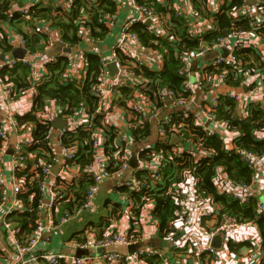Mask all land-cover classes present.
<instances>
[{"label":"trees","instance_id":"obj_1","mask_svg":"<svg viewBox=\"0 0 264 264\" xmlns=\"http://www.w3.org/2000/svg\"><path fill=\"white\" fill-rule=\"evenodd\" d=\"M24 1L0 0V54H6L13 49L9 31L22 34L27 40V47L31 53L43 51L45 37L35 29L32 31L33 26L39 22H48L51 27L58 29L60 38L72 47L82 44L80 32L82 28L88 31V38L96 43L107 42L111 38L109 37L111 33L109 20L117 11L115 0H96L91 3L74 0L68 10L61 14L55 13L58 9L57 0H44L30 8L29 18L23 17L17 11L9 12L13 4H23ZM136 2L153 8L163 16L169 15V21L165 29L167 36L155 33L142 21L134 22L127 28V31L137 35L143 47L158 53L162 59V66L158 70L145 65L134 68L135 80L117 88L119 95L115 100L118 105L125 106L128 110H130L129 102L137 93L147 97L155 109L162 110L164 107H169L168 100L165 97L161 98L159 92L161 87L173 91L176 99L188 98L193 93L186 91L183 85L185 79L178 73L181 67L179 57L187 52L198 51L203 45L217 42L219 37L226 35L233 28H248L246 16L242 14L234 16L241 8L243 0H222L216 11L208 9L206 0H194L200 15L205 19L212 18L211 27L198 34H191L189 24L184 18L175 15L173 0H136ZM3 24L6 25V30L2 28ZM259 35L264 40V27ZM80 52L85 58V66L79 80L65 77L69 61L64 56L58 57L53 62L44 63L43 79L37 84L32 83L29 67L25 64L3 65L0 69V81L9 88L11 97L17 98L30 87L35 90L31 109L16 115L20 132L28 125L32 126L31 143L23 149L21 155L24 159L16 165L15 170L16 178L22 183L16 197L24 209H13L6 214V222L10 224L11 230L16 233L19 241L31 235L37 224L42 221V212L38 206L40 202L45 201L46 195L38 187L43 176L41 164L51 161L49 154L53 149L44 137L52 123L49 119L40 118V115L46 111L49 100L61 105L62 109L58 114L60 116L73 114L75 111L78 114L83 110L89 118V123L68 129L61 139L62 146H75V158L69 162V165L79 168L80 175L70 180L57 177L61 195L57 203V211L52 216L54 224L66 212H74L83 203L86 190L92 184V180L81 172L92 159L91 142L95 132L100 131L102 135L111 139L117 137L116 129L104 123L102 115L104 112H97L99 100L94 87L100 82L99 78L103 73L99 56L91 51ZM238 54L245 70L250 68L254 73L262 75L261 85L264 93V56L251 47L240 48ZM119 57L125 65H130L132 62L122 52H119ZM228 67L208 65L203 72L206 78H210L220 73L227 74ZM227 76L226 83L233 86H238L239 80L243 79L237 71L228 73ZM255 84L258 83L255 82ZM237 110L238 104L231 97L223 95L219 97L218 106L215 108L217 119L234 131L236 147L255 153L264 152V142L256 135L257 131L264 128V108L250 103L246 107V115L243 116H240ZM169 115L171 123L164 124L166 133L158 136L151 146L147 144V140L153 135L154 127L149 120H142L136 114V125H133L131 134L136 142L143 144L139 152L140 158L161 156L166 166L161 172V181L154 180L151 174V179L146 177L147 188L140 193L125 186L119 187L118 190L126 192L136 200V207L133 208L134 218L137 219L140 209L148 200H151L153 203L151 216L158 225L159 234L166 236L175 232V223L179 219L175 191L186 176H191L195 179L197 191L212 199L213 203L218 205L219 213L225 212L239 220L255 223L260 235L261 261L259 264H264V213H258L255 209V203L260 200L257 196H253L248 202L240 203L230 195L218 191L213 182V176L218 168L227 172L229 178L235 183H249L254 174L253 170L240 159L239 153L225 149L221 137L207 136L204 128L196 124L197 118L193 111L175 108ZM173 127L177 129L174 139L171 138V133L174 132ZM171 140H185L186 148L194 141L199 144V152L193 154L190 150H185L177 157L174 153L176 145ZM105 148V151L112 156L119 150V145ZM55 164L56 162L53 167ZM116 164V159L110 157V170L115 169ZM143 172L139 171L136 174L141 178ZM3 188L0 187V204L3 203L5 195ZM243 246H246V243L228 241V247L232 252H237ZM3 256L4 251L0 245V264H3ZM144 261L146 264H160V258L156 255L146 257Z\"/></svg>","mask_w":264,"mask_h":264},{"label":"built area","instance_id":"obj_2","mask_svg":"<svg viewBox=\"0 0 264 264\" xmlns=\"http://www.w3.org/2000/svg\"><path fill=\"white\" fill-rule=\"evenodd\" d=\"M41 1L44 0H25L23 4H13L10 7L9 12L13 13L17 11L23 17L29 18L28 14L30 8L40 3ZM73 1L74 0H57L56 3L58 9L55 11V13L61 14L63 12H66ZM84 1L86 3H91L95 2L96 0ZM127 3L129 12L126 21L120 28L121 38L111 48L108 55H100L95 51V53L99 56V63L103 70V73L99 78L100 82L94 87V92L99 100L97 108L98 113H103L109 101L112 98L118 97L119 94L117 88L119 86L126 85V81L128 79L136 78L134 68L142 65L146 66V61L149 60V57H142L141 50L145 51V49H141L142 45L139 42L137 35L127 31V28L134 22L142 21L145 24L147 20H150V29H152L159 35L167 36L165 29L167 21H169V15L163 16L156 12L153 8L139 4L138 2H136V0H127ZM239 14H242L248 18L247 29L233 28L226 35L219 37L217 42L209 45H203L198 51L182 54L179 57L181 67L178 73L185 79L183 85L186 91L191 92V86L189 83L190 62L205 53H209L210 51L217 49L219 46L227 45L229 47V52L227 53V55L217 56L213 58L209 63V65H212L214 67L220 65L225 67L229 66L227 74L220 73L217 75H212V77L210 78L216 79L221 84H225L228 79V73H234L237 71L238 75H241L243 77V79L239 80L238 87L241 86L245 91L242 94L235 92L219 94L215 93L206 102L201 103V105L198 106L195 116L199 115L200 122L197 119V121L199 122L198 124H200L204 128L207 136L216 135L221 137L225 149L229 152L239 153L240 159L245 162L251 170H253L254 174L249 183L233 182L229 178L227 172H225L221 168H218L213 176V182L216 185L218 191L230 195L234 199H237L240 203H246L251 197L256 196L258 191L260 190L258 177L260 174V168L263 167L264 169V152L255 153L250 150L237 148L234 141V131L230 129L223 121L217 119L215 108H217L218 106L219 97L221 95L231 97L237 102L239 106L244 105L245 109V106L248 103H253L264 108V93L261 85V80L263 78L262 75L259 73H254V71H251L250 68H246L245 70L243 68L241 59L238 57V50L245 47H251L255 49L258 54L264 56V40H262L261 36L259 35L260 30L264 27V0H243L241 8L238 10V13L234 14V16L236 17ZM175 15L184 18V20L189 24V32L191 34H198L201 31L209 29L212 25V18H210L206 19L209 25L204 27L206 25V22H203L204 18L197 10L194 0H181V5L175 8ZM110 22L111 20H109V23ZM2 28L4 30L7 29L6 25L4 24L2 25ZM34 29L36 30V32L42 33L43 37H45V48L53 47L55 44H61L62 47H70L71 49H73L72 46H69L60 38L58 29L53 28L50 25L46 28L40 27L38 26V23L33 26L32 31ZM80 32L82 39H84L85 35H87L88 38V31L85 28H82ZM8 35L10 41L13 44V48L17 46L24 47L26 49V55L23 58H14L11 55V52L0 54L3 56L0 59V69L3 65L14 66L18 63L25 64L29 67L30 78L32 79L33 84H37L38 82H40L43 79L44 74L37 71V59L40 58L42 60L41 65L43 66L44 63L49 61L53 62L60 56L66 57L69 63L72 60V53H65L63 51H59L52 57H47L45 53L40 52L31 53L29 51V48L27 47V40L25 39V37H23L22 34H17L14 31H9ZM135 47H140L139 49L141 50L138 49L140 53ZM119 52L124 53V55L132 60V62H130V65L123 64L122 60L119 57ZM77 58L79 64L81 65V67H83L85 58L83 57L82 53H78ZM111 61L115 63V67L117 69V75L113 79L108 78L106 68L107 64ZM255 82H257L258 84H255ZM30 88L33 89L32 87ZM159 92L161 94V98L165 97L173 107L178 109H182L185 103L190 102L193 97V94H191L186 99H176L174 98L173 91L165 87L159 88ZM4 93L6 95L5 101L7 103L15 99L11 97L10 90L6 85H4ZM246 97L249 99L246 100ZM107 101L108 103L106 104ZM56 104L59 105V103ZM59 106H57L58 111L62 109L61 105ZM128 106L129 109L135 112L137 116H139V118L142 120H149L151 118L158 117V110L152 107L151 102L147 97L140 95L139 93H137L133 100L129 102ZM75 114L76 112H74L73 114H68L66 117L70 119ZM176 115H178V113ZM40 118L45 120L49 119L52 123V120L49 117H46V115ZM170 123L171 116L169 114L167 116H164L157 122V130L161 136L166 133L164 124L166 125ZM70 128L73 127L66 126L61 129H56L52 123L51 125H49L44 136L45 139L49 141V144L53 150L49 154V156L51 157V161L41 164V172L43 176L38 187L39 190L46 196L45 201L40 202L38 209H40V211L48 217L49 222L45 223L43 221H40L31 235L26 237L23 241H19L16 237V233L11 230L10 224L6 222V214L14 208L12 207L4 210L3 203L0 204V219H2L3 227L4 229H7V235L10 236V241H12V245L16 250L17 264H31L33 258L29 256V253L35 249L38 240L44 231L52 227L60 228L71 218L76 217L82 211L88 209L96 192L100 188L99 185L101 182L110 178H114L116 180H120V184L122 186L128 187L130 190H133L136 193H140L144 188H147L146 178H140L139 175L136 174L143 168H135L129 177L121 179L128 169L130 139L127 137V135H121L120 132L117 133V143L119 145V150L111 156L107 153L108 151H105L106 148H104L95 132V137L91 142L93 147L92 159L84 166L83 172H81L92 180V184L86 190L85 199L74 212H66L62 217H60L59 221L56 224H52L50 222V219L57 211V203L61 195L57 177L60 176L62 179L66 178L67 173L72 170H69V162H72L75 158V146L70 147L61 145L62 137ZM172 130L174 132L171 133V138L174 139L176 137L177 129L176 127H173ZM9 132L12 134H17L20 132L15 114H11L7 118L0 121L1 142H3L7 133ZM256 135L259 140L264 142V128L257 131ZM30 143L31 139H21L15 144L12 150V159L13 162H15V165L12 168V174L10 177H4L0 170V187H10V190L14 195H16L22 187V183L15 176L16 165L20 164L23 161L24 157L21 155L23 153L22 151L26 146L30 145ZM198 147L199 144L193 141L187 150H190L193 154H195L199 152ZM174 153L177 157H179L181 154L180 152ZM1 154L2 152L0 151V157ZM110 157H114L117 161L115 169L111 170L109 167ZM54 162H56V164H59L60 166L57 174H52ZM165 166L166 163L162 162L159 163L155 168H153L151 174L154 180L158 182L161 181V172L165 168ZM262 189L264 190V184ZM175 192L176 193L174 197L175 203L177 204V215L179 217V219L177 220L178 224L182 227H193L197 229L207 239V243L202 249L197 250V248L200 247L197 244H195L194 247L192 246V249H196L198 254L205 251L207 255L211 256L212 264H227L223 259V253L211 245V238L216 235L221 236L223 238V246L226 247L227 252L229 251L228 254L231 253L233 255H237L242 247L237 252H232L228 247V241H234L233 233L236 230L246 228L249 225H255V223L253 221L239 220L236 217L223 212L217 215L215 224H205L203 218L208 214V212H210V210L206 211V209H209L210 205L211 209H213L214 203L212 199L203 196L202 193H199L197 191L195 179L191 176H186L185 180L178 184ZM255 209L258 213H264V203L261 201L256 202ZM177 222L175 223V226ZM138 240L139 238L136 235L113 232L108 234L106 237L95 240L94 246L96 248H99L119 244L131 245L137 243ZM234 242L246 243L247 241L241 240ZM256 250L261 253L260 248L257 247ZM155 255L160 258V264H172L171 259L168 256H166L164 253H161L155 248H145L125 254L117 251H107L102 254L101 258L107 264H143L146 257ZM42 257L53 264H57L59 260H64L66 258V256L61 254H45ZM69 261H71L72 264H94L95 258L93 256L71 257Z\"/></svg>","mask_w":264,"mask_h":264},{"label":"crops","instance_id":"obj_3","mask_svg":"<svg viewBox=\"0 0 264 264\" xmlns=\"http://www.w3.org/2000/svg\"><path fill=\"white\" fill-rule=\"evenodd\" d=\"M117 3V11L113 18H111L110 28L111 33L109 34V40L107 42L96 43L93 40L87 38V35L82 39V44L73 47L72 49V60L65 72V77L69 79L79 80L84 70L79 64L78 53L80 51H95L100 55H108L111 48L116 44V42L121 38L120 28L122 24L126 21L128 15V3L127 0H115ZM222 0H206V4L209 10L216 11L220 6ZM174 8L181 5V0H173ZM203 22H206V26L209 25L207 20L204 18ZM40 27H48V23H38ZM136 48V47H135ZM137 47V51L141 50L142 57H149L146 61V66L149 68L160 69L162 66V59L160 55L156 52L147 50L142 46ZM139 49V50H138ZM59 52L57 44L53 47L45 48L40 53H45L47 57H52ZM229 52V47L227 45L219 46L217 49L205 53L198 58L193 59L189 64V83L191 86V92L193 93L192 100L185 103L182 107L183 110L193 111L196 113L197 108L201 103L206 102L213 94L219 93H244V88L241 86H233L227 83L221 84L219 81L213 78H206L203 70L206 68L210 61L217 56H225ZM140 53V52H139ZM3 56L0 55V59ZM42 57V55H41ZM42 60L37 59V71L39 73H44V66L41 65ZM108 73V71H107ZM108 78L112 79L109 77ZM133 79H128L126 85L134 81ZM131 86V85H130ZM35 94V90L28 88L20 96L11 100L7 103L6 95L4 93V84L0 81V121L7 118L11 114H22L28 112L32 107V99ZM117 98H112L109 103L106 102L107 107L104 110L103 121L105 124L114 127L121 135H127L130 139V152L128 158V169L124 173L121 179L127 178L133 172L135 168L144 171L142 177L151 179V171L159 163L163 162L161 156H153L151 158L142 157L140 158L139 152L143 147L142 143L136 142L133 138L132 127L136 125V115L128 110L125 106L117 104L115 100ZM246 100L249 98H245ZM114 102V103H113ZM53 100H49L46 106V111L40 115V117L46 115L52 120V123L56 119H61L67 122V126L75 127L79 124H87L89 122L88 116L81 110L78 114L76 113L70 119L65 115H58L60 110H57L58 104ZM248 103L245 107H247ZM169 107H164L162 110H158V116L160 114L167 116L171 110L175 108L169 103ZM60 108V106H59ZM76 112V111H75ZM237 113L240 116L246 115V109L244 105L239 106ZM162 117V118H163ZM196 118L200 119L199 115ZM195 119L196 124L199 123ZM157 118L149 119V122L153 125V135L147 140V144L153 145L154 140L161 136L157 130ZM55 123V122H54ZM31 129L32 126L28 125L25 130L17 134L7 133L3 142H0V151L2 152L0 157V170L4 177L8 178L12 174V168L15 165L13 162L12 150L17 142L21 139H31ZM96 135L99 137L101 143L105 147H113L118 145L117 137L110 138L108 136L102 135L100 131H96ZM176 146L174 147L175 152H182L187 150L185 147V140H171ZM60 167L56 164L52 168V174H57ZM72 169V170H70ZM69 172L66 175V180L70 178L78 177L80 175L79 168L76 166H70ZM153 178V177H152ZM264 169L260 168V174L258 177V183L260 190L257 193L259 199L264 197ZM154 183V182H152ZM122 185L120 180H116V185L114 187H100L96 192L92 203L88 209L82 211L76 217L71 218L68 222L62 225L60 228H50L42 233L38 243L33 251L29 253V256L33 258L31 264H50L48 260H45L42 256L45 254H61L66 256L64 260H60L58 264H72L69 259L71 257L80 256H93L95 258L94 264H107L102 260L101 256L107 251H117L123 254L131 253L136 250L145 248H155L161 253H164L171 259L172 264H212L211 256L207 255L204 251L200 254L197 253L198 249H202L207 243V239L195 228L193 227H182L176 224L175 232H171L166 236H161L158 232V225L151 216V211L153 209V203L148 200L143 207L140 209L137 219L134 218L133 208L136 207L135 198L129 196L126 192H122L119 189ZM4 189V199H3V209L14 208L16 210H23V205L19 200H17L16 195L12 193L11 188L6 186ZM259 199L264 203V200ZM208 207V206H207ZM208 214L203 218V221L207 225L215 224L217 215L219 214L218 205L214 204L213 209L211 205ZM42 221L49 222L48 217L42 213ZM53 217L50 222L54 224ZM2 219H0V245L4 251L3 264H17L16 262V250L10 241V236L7 235V229H4L2 224ZM49 224V223H48ZM6 231V232H5ZM118 232V233H128L136 235L139 240L137 243L131 245H111L109 247H99L94 246V242L97 239L106 237L108 234ZM234 241H247L246 246L239 250L237 255L231 253L228 254L226 247L223 246V238L216 235L211 238L210 243L216 249L223 253V259L227 264H259L261 261V253L257 251V247L260 248V235L256 225H249L246 228L238 229L233 233ZM197 244L200 247L192 249V246ZM201 255V256H199ZM199 257V258H198ZM143 264H146L145 261Z\"/></svg>","mask_w":264,"mask_h":264},{"label":"water","instance_id":"obj_4","mask_svg":"<svg viewBox=\"0 0 264 264\" xmlns=\"http://www.w3.org/2000/svg\"><path fill=\"white\" fill-rule=\"evenodd\" d=\"M145 24L147 26H149L150 20H147L145 22ZM57 46H58L59 51H63L65 53H71L72 52V49L70 47H62L61 44H57ZM11 55L14 58H23L26 55V49L24 47H20V46L14 47L11 51ZM106 68H107L109 77H111L112 79L115 78L117 75V69L115 67V63L113 61L109 62L107 64ZM162 117H163V115L160 114L158 116V119L161 120ZM54 122H53V126L56 129H61V128L67 126V122L64 120H61V119H56ZM115 185H116V179L110 178V179H107V180L101 182L99 186L102 188H105V187H114Z\"/></svg>","mask_w":264,"mask_h":264},{"label":"rangeland","instance_id":"obj_5","mask_svg":"<svg viewBox=\"0 0 264 264\" xmlns=\"http://www.w3.org/2000/svg\"><path fill=\"white\" fill-rule=\"evenodd\" d=\"M260 196H261V194L259 195V199H261V198H260ZM261 200H264V197H262V199H261Z\"/></svg>","mask_w":264,"mask_h":264}]
</instances>
